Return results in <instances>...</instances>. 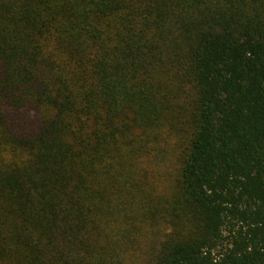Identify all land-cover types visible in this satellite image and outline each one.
I'll return each instance as SVG.
<instances>
[{"label": "trees", "instance_id": "1", "mask_svg": "<svg viewBox=\"0 0 264 264\" xmlns=\"http://www.w3.org/2000/svg\"><path fill=\"white\" fill-rule=\"evenodd\" d=\"M0 264H264V0H0Z\"/></svg>", "mask_w": 264, "mask_h": 264}]
</instances>
